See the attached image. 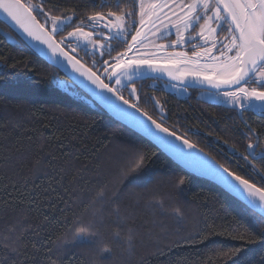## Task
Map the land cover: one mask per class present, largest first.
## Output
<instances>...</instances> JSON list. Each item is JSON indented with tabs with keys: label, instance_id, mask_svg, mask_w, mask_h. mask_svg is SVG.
I'll return each instance as SVG.
<instances>
[{
	"label": "trees",
	"instance_id": "trees-1",
	"mask_svg": "<svg viewBox=\"0 0 264 264\" xmlns=\"http://www.w3.org/2000/svg\"><path fill=\"white\" fill-rule=\"evenodd\" d=\"M59 2L67 7L79 4L78 11H83L85 6H108L115 0ZM1 30L13 34L16 41H9ZM0 56L8 65H18L13 69L0 63V264H48L49 260L57 264H215L214 249L242 244L244 255L258 261L264 245H247L220 234L225 229L243 231L233 216L253 228L252 209L218 185L187 172L150 141L93 106L82 90L71 87L62 72L2 21ZM141 94L167 99L165 126L178 121V135L186 133L219 163L249 178L237 169L238 163L243 165L238 154L208 135L228 137L243 151V128L225 107L200 98L194 90L188 98H179L143 84ZM149 111L159 120L158 112ZM247 115L258 130L264 127V118ZM193 125H199V135ZM133 149L149 153L150 158L119 186L116 200L122 213L118 217L111 211L112 192ZM257 167L264 165L257 161ZM173 177H185L186 182L174 186ZM130 187L146 191L136 195L128 192ZM101 188L106 189L103 199L97 195ZM153 196L165 201L163 208L148 203ZM177 206L187 218L182 229L170 214ZM205 225L211 226L213 234L208 235ZM129 230L135 237L131 250ZM232 264H238V259Z\"/></svg>",
	"mask_w": 264,
	"mask_h": 264
},
{
	"label": "snow or ice",
	"instance_id": "snow-or-ice-1",
	"mask_svg": "<svg viewBox=\"0 0 264 264\" xmlns=\"http://www.w3.org/2000/svg\"><path fill=\"white\" fill-rule=\"evenodd\" d=\"M80 8L79 4L61 5L59 0H0V12L28 38L38 42V50L50 54L58 67H70L77 74L74 82L96 102L185 164L197 144L186 138V133L177 134L178 121L171 127L165 126L167 99L141 94L143 85L138 87L134 81L152 80L149 87L162 81L164 90L178 95H188L189 89L198 88L231 112L233 122L238 119L243 128V151L228 137L214 132L208 135L222 140L232 153L238 154L243 165L238 163L237 169L249 178L203 153V149L198 153L207 160L200 162L196 171L253 210V228L233 216V222L243 231L225 229L220 234L247 245H264V167H257V161L264 165V127L258 130L247 115L264 118V0H115L108 6L102 3L78 11ZM173 30L175 39H170ZM78 49L84 51V57L78 58ZM0 63L6 68L18 67L8 65L3 56ZM149 108L159 113V120L153 118ZM192 127L194 134L199 135V125ZM149 158V153L133 149L121 169L111 207L118 217L122 213V205L116 200L119 186L141 171ZM253 179L257 182L253 183ZM172 180L174 186L186 182L185 177ZM145 191L128 188L129 193L141 196ZM105 194L106 189L101 188L97 195L103 199ZM148 203L163 208L165 201L153 196ZM257 210L259 216L255 215ZM170 214L179 229L187 223L181 206L172 208ZM205 227L208 235L213 234L211 226ZM35 237L39 241V233ZM127 242L129 249H134L131 230ZM32 246L35 248V244ZM214 252L215 264H232L237 259L238 264H264V250L253 262L244 255L243 244L236 248L220 247ZM48 264L57 262L49 260Z\"/></svg>",
	"mask_w": 264,
	"mask_h": 264
},
{
	"label": "water",
	"instance_id": "water-1",
	"mask_svg": "<svg viewBox=\"0 0 264 264\" xmlns=\"http://www.w3.org/2000/svg\"><path fill=\"white\" fill-rule=\"evenodd\" d=\"M0 21H2L3 23H5L13 32H15L20 38H22L33 50L34 52H36L43 60H45L49 65L57 68L60 72H62L66 78L70 81V85L71 87H78L80 90H82L87 96H88V100L90 103H92L93 106H99L101 107L109 116H111L112 118H114L116 121L120 122L121 124L125 125L126 127H128L129 129L133 130L134 132H136L137 134H139L140 136H142L143 138H145L146 140L150 141L152 144H154L159 150H161L166 156H168L171 160H173L177 165H179L181 168H183L184 170H186L187 172L208 180L216 185H218L214 180H212L210 177L202 175L200 172L196 171V167L200 162H204L207 160L206 157H204L202 154H199L198 151L200 150L199 147H197V149L192 150L191 153V158L188 161L187 164H185L183 161H181L180 159H177L175 156H173L171 153H169L167 150H165L163 148V146L159 145L155 140H153L151 137L149 136H145L141 131H139L138 129H135L133 127H131L129 124L123 122L122 120L119 119V117H117L116 115H114L112 112H110L107 108L103 107L102 105H100L98 102H96L94 100V98L91 96L90 93H86L79 84L74 82V77L77 75L75 73H72L71 68L70 67H58L56 65V63L54 62L53 59H50V54H44L41 53L38 48H37V43L38 42H34L32 41L30 38H28L23 32L22 30L14 23V21H12L10 18H8L6 16V14H4L3 12H0ZM2 34L11 42H15L16 38L13 36V34L9 33V32H5L2 31ZM40 47H44V46H40ZM195 90H200V89H195ZM200 98L205 99V100H211L209 99L207 96H205L203 93L200 95ZM177 143H181L180 141H176ZM203 153L207 154L206 152L203 151ZM219 187H221L220 185H218ZM222 188V187H221ZM223 189V188H222ZM226 191V190H225ZM227 192V191H226ZM229 193V192H228ZM230 195H232L233 197H235L233 194L229 193ZM236 199L239 200V198L235 197ZM241 201V200H239ZM243 204H245L243 201H241ZM246 205V204H245ZM247 206V205H246ZM251 209V208H250ZM257 214H259L258 210L256 211Z\"/></svg>",
	"mask_w": 264,
	"mask_h": 264
},
{
	"label": "flooded vegetation",
	"instance_id": "flooded-vegetation-1",
	"mask_svg": "<svg viewBox=\"0 0 264 264\" xmlns=\"http://www.w3.org/2000/svg\"><path fill=\"white\" fill-rule=\"evenodd\" d=\"M169 38L170 39H175V35H174V33H170L169 34ZM162 42H166V41H162ZM170 51H171V49H169ZM177 50H182V49H177ZM78 52H79V57L78 58H81V57H84V51H82V50H78ZM135 83H136V85H147V87L148 88H152V89H154V90H163V91H165V92H170V93H172V94H175L172 90H164L163 89V87H162V81H157L156 83H155V86L154 87H149V85H151V84H153V81L152 80H149V79H145V80H143V81H141V80H135L134 81ZM198 91V94L199 95H201L202 94V91L201 90H195V89H189L188 90V92H189V94L188 95H185V96H187V97H189L190 95H191V92L192 91ZM124 95L126 96V98L128 97V91H127V88L124 90Z\"/></svg>",
	"mask_w": 264,
	"mask_h": 264
},
{
	"label": "rangeland",
	"instance_id": "rangeland-1",
	"mask_svg": "<svg viewBox=\"0 0 264 264\" xmlns=\"http://www.w3.org/2000/svg\"><path fill=\"white\" fill-rule=\"evenodd\" d=\"M69 30H70V29H69ZM172 33H174V30H173ZM78 50H79V49H78ZM78 50H77V51H78ZM169 51H170V50H169ZM112 55H115V52H113ZM61 84H62L63 86H66V82H65V81H61ZM137 86L140 87L141 85H140V86L137 85ZM174 93H175V92H174ZM175 95L178 96L179 98H188V97L185 96V95H178L177 93H175Z\"/></svg>",
	"mask_w": 264,
	"mask_h": 264
}]
</instances>
